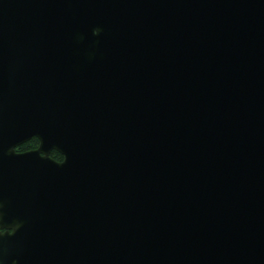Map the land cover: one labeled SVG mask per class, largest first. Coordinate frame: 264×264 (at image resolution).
Returning a JSON list of instances; mask_svg holds the SVG:
<instances>
[{
    "label": "water",
    "instance_id": "1",
    "mask_svg": "<svg viewBox=\"0 0 264 264\" xmlns=\"http://www.w3.org/2000/svg\"><path fill=\"white\" fill-rule=\"evenodd\" d=\"M0 264H264V0H0Z\"/></svg>",
    "mask_w": 264,
    "mask_h": 264
},
{
    "label": "trees",
    "instance_id": "2",
    "mask_svg": "<svg viewBox=\"0 0 264 264\" xmlns=\"http://www.w3.org/2000/svg\"><path fill=\"white\" fill-rule=\"evenodd\" d=\"M39 146V140L36 137H33L31 140L21 144L20 146L17 147V151L19 152H24V151H28V150H32L35 149ZM51 156L56 159V160H62L63 156L62 154H60L58 151L53 150L51 153Z\"/></svg>",
    "mask_w": 264,
    "mask_h": 264
},
{
    "label": "flooded vegetation",
    "instance_id": "3",
    "mask_svg": "<svg viewBox=\"0 0 264 264\" xmlns=\"http://www.w3.org/2000/svg\"><path fill=\"white\" fill-rule=\"evenodd\" d=\"M52 153V152H51Z\"/></svg>",
    "mask_w": 264,
    "mask_h": 264
}]
</instances>
